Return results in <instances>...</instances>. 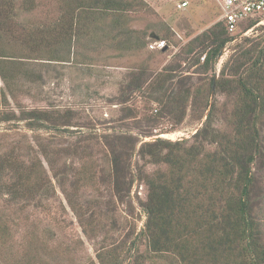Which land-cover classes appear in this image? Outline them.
<instances>
[{
    "label": "trees",
    "instance_id": "16d2710c",
    "mask_svg": "<svg viewBox=\"0 0 264 264\" xmlns=\"http://www.w3.org/2000/svg\"><path fill=\"white\" fill-rule=\"evenodd\" d=\"M52 1L58 8L52 18L27 28L19 17L23 11H34L38 0H0V125L18 128L16 124L23 122L34 137L33 141L27 138L15 142L7 150L2 148L4 141L0 138V192L14 202H23L21 207L31 203L43 207L55 192L52 173L85 232L97 228L93 227L95 222L103 223V228L110 226L111 231L118 225L113 198L124 200L138 174L147 191L142 201L146 215L143 227L125 246L102 247L104 250L97 253L99 264H264V176L257 175L264 169V26L257 35L245 36L229 46L230 54L216 84L223 99H214L211 104L220 51L238 34L255 26L261 16L240 23L237 33L230 32L220 18L191 38L180 56L198 68L201 80L192 85H187V75L177 80L172 65L156 76L144 65L133 67L119 103L132 101L140 91L157 105V110L151 106L143 119L137 117L133 106H127L122 114V119L144 122L141 135L176 131L189 117L202 125L190 137L172 140L158 136L139 146L140 134L116 129L99 133L93 127L86 140L94 139V144L105 146L102 151L106 150L108 163L106 170L102 167L99 171L94 159L79 167L68 164L67 159L61 163L65 156L91 158L94 150L87 154L84 140L69 147L58 144V136L82 132L71 129L75 118L71 108H26L21 104V80L40 77L25 66L35 59L68 61L66 55L87 42L94 47L108 43V47L116 45L111 48L117 49L144 48L147 38L148 44L154 40L152 32L144 33L141 39L123 36L120 30L111 37V31L104 30L99 36L98 30L106 17L113 19L115 29L129 12L151 6L146 0ZM222 11L221 4L220 16ZM167 34L157 35L160 39L171 37ZM160 125L164 128L154 133ZM99 176L112 195L106 214L92 213L89 217L82 191L86 187L96 189ZM12 231L9 215L0 209V242H9ZM48 262L44 260L43 264ZM0 264L11 263L0 260Z\"/></svg>",
    "mask_w": 264,
    "mask_h": 264
},
{
    "label": "rangeland",
    "instance_id": "374dc122",
    "mask_svg": "<svg viewBox=\"0 0 264 264\" xmlns=\"http://www.w3.org/2000/svg\"><path fill=\"white\" fill-rule=\"evenodd\" d=\"M146 1L151 8L129 12L128 16L122 18V25L115 29H112L113 19L111 17L101 20L99 36L103 34L104 30L111 31L110 37L120 30L123 31V36L132 35L137 38L141 37V39L144 33L155 32L166 35L170 32L168 34L171 37L164 38L166 45L163 50L151 49L148 44L149 38H147V45L137 50L117 49L114 48L118 47L116 45H112L114 47L111 48L112 46L108 47L110 46L108 43H98L94 47L87 42L78 45L73 53L66 55L68 61L55 62L35 59L29 60L25 66L34 69V72L40 77L35 81L25 78L21 80V92L18 96L21 104L26 108L57 110L71 108L75 113L71 129H80L82 132L58 136V144L69 147V145L78 144L79 140H84L86 153L94 150V155L91 158L80 159L77 156H65L61 163L67 159L65 162L79 167L80 164L89 163L94 159L95 163L99 164L97 167L99 171L102 167L108 168L104 156L106 150L102 151L105 146L94 144V139L86 140L90 137L88 134L93 132V127L97 128L99 133H113L116 129V131L140 134L139 146L143 141L152 140L158 136L172 140L187 138L202 125L201 121H193L189 117L176 131L159 135H141L144 122L139 119H137V123L133 119H122V114L128 110L127 106H133L137 108V117L143 119L146 114L151 112V106L153 111L157 110L156 103L149 101L140 91L133 97L134 102L132 100L119 103L118 99L123 94L122 88L127 82L126 77L129 71L135 66L144 65L148 67L153 76H156L162 74L164 68L172 65L177 70V80L184 75L188 76L187 85L201 80L198 68L191 66L189 59L185 61L181 59L184 56H180V52L191 38L220 19L219 14L223 0H187L189 3L186 7H179V3L183 0ZM57 10L56 2L38 0L37 8L29 13L21 12L19 21L28 28L32 24L48 21ZM258 16H261V20L246 32L238 34L225 47L221 58L217 57L215 72L220 73L224 61L230 54L229 46L245 36H255L261 32L260 27L264 26V12ZM214 99L221 101L223 96L215 91ZM11 103L17 110L18 107L14 101ZM16 125L19 127L10 128L7 123L0 125V138L4 141L2 148L5 150L20 140L26 141L27 138H31L33 141L34 139L32 132L24 128L23 122ZM160 126L154 130V133L161 132L164 127ZM3 133L5 134L1 136ZM262 133L264 136V127ZM137 159L136 155L133 159L134 174L137 171ZM104 170L106 169L104 168ZM50 174L55 192L48 201H45L46 204L43 207L36 208L32 203L21 207L24 205L23 202H14L8 198L7 194L0 192V209L9 215L13 229L10 241L0 242V260L2 262L43 264L44 260L49 259L48 263L61 260L62 264H86L91 261L99 264L97 253L102 247L106 248L112 244L125 246V243H130L143 227L146 215L142 201L145 200L147 191L144 183L139 181L138 174L134 176L133 186L124 200L113 198L116 203L113 212L118 220L117 227L109 231L110 226L106 225L107 227L103 228V223L95 222L93 227L97 228L88 233L85 232L78 215L67 205L65 195L56 178L52 173ZM257 175L264 176V169L258 170ZM101 178L102 176H99L97 180H101ZM96 187V189L86 187L82 191L85 198L82 201L87 208L85 212L89 217L92 216V213L96 216L104 215V212L106 214L107 200L112 195L109 185H104L102 180ZM112 213L109 211L108 216L111 217ZM105 218L106 216L104 220ZM140 247L144 248V246ZM145 264L151 263L146 262Z\"/></svg>",
    "mask_w": 264,
    "mask_h": 264
},
{
    "label": "built area",
    "instance_id": "2783aa9c",
    "mask_svg": "<svg viewBox=\"0 0 264 264\" xmlns=\"http://www.w3.org/2000/svg\"><path fill=\"white\" fill-rule=\"evenodd\" d=\"M188 3L184 0L179 7H186ZM222 10L220 18L226 22L230 32H235L240 23L264 12V0H223ZM165 45L166 41L160 38L149 43V47L156 50L163 49Z\"/></svg>",
    "mask_w": 264,
    "mask_h": 264
},
{
    "label": "water",
    "instance_id": "95a60500",
    "mask_svg": "<svg viewBox=\"0 0 264 264\" xmlns=\"http://www.w3.org/2000/svg\"><path fill=\"white\" fill-rule=\"evenodd\" d=\"M151 37L154 39H159V35L155 34L154 32H152ZM224 50H225V47L220 51V53L218 55V59L221 58V56L224 53ZM218 77H219V74L217 72H215L214 79H213V85H212V92H211V104L214 102L216 84H217Z\"/></svg>",
    "mask_w": 264,
    "mask_h": 264
},
{
    "label": "clouds",
    "instance_id": "9594fccd",
    "mask_svg": "<svg viewBox=\"0 0 264 264\" xmlns=\"http://www.w3.org/2000/svg\"><path fill=\"white\" fill-rule=\"evenodd\" d=\"M184 1V0H183Z\"/></svg>",
    "mask_w": 264,
    "mask_h": 264
}]
</instances>
